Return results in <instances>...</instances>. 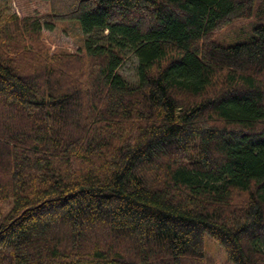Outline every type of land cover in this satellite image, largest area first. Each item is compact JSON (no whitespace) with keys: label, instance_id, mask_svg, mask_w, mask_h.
Here are the masks:
<instances>
[{"label":"trees","instance_id":"trees-1","mask_svg":"<svg viewBox=\"0 0 264 264\" xmlns=\"http://www.w3.org/2000/svg\"><path fill=\"white\" fill-rule=\"evenodd\" d=\"M0 0V264H264L259 0ZM74 22L73 53L41 30ZM137 60V83L118 69Z\"/></svg>","mask_w":264,"mask_h":264},{"label":"rangeland","instance_id":"rangeland-1","mask_svg":"<svg viewBox=\"0 0 264 264\" xmlns=\"http://www.w3.org/2000/svg\"><path fill=\"white\" fill-rule=\"evenodd\" d=\"M9 13L18 17L38 16L42 24L50 22L49 7L46 2L37 0H4ZM264 24V0H259L252 17L230 24L218 35V41L225 46L247 42L255 35L254 29ZM43 42L51 52L59 50L63 53H73L80 45L82 32L74 22L56 24L51 30L45 27L41 30ZM118 74L127 82L137 83V60L127 55L118 69ZM206 264H231L223 250L208 236L205 237Z\"/></svg>","mask_w":264,"mask_h":264}]
</instances>
